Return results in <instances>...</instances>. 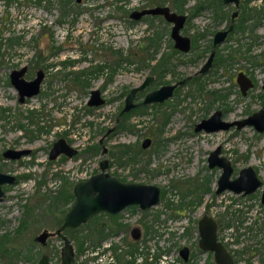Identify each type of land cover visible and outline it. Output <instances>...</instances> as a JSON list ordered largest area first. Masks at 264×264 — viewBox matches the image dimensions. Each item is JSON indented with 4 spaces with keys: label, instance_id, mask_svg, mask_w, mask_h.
Segmentation results:
<instances>
[{
    "label": "rangeland",
    "instance_id": "374dc122",
    "mask_svg": "<svg viewBox=\"0 0 264 264\" xmlns=\"http://www.w3.org/2000/svg\"><path fill=\"white\" fill-rule=\"evenodd\" d=\"M216 1L0 0V170L17 177L3 186L0 264H38L42 253L60 264L61 239L54 235L41 244L34 236L43 228H56L69 206L63 202L65 193L72 192L75 181L99 171L103 159L105 170L123 181L158 185L160 200L148 210L129 208L138 221L122 223L121 216L102 212L75 230L66 229L75 248L79 242L95 246L110 225L124 229L133 252L149 246L156 255L165 252L166 264H178V247L187 243L194 249V259L181 264H213L209 253L198 251L193 226H188L192 234H179L181 226L176 228L188 216L186 224L193 225L207 209L220 219L222 237L229 242L243 234L241 241L231 243L237 264H264V216H252L262 209L259 195L241 198L228 189L215 193L221 168L209 167L207 161L210 150L220 144L233 165L232 177L252 165L264 179V133L253 125L194 131V124L217 108L232 120L264 107V0H242L245 10L252 9L249 18L216 47V61L202 73L198 69L210 53L212 35L228 25L233 9L232 4L218 8ZM156 4L187 14L181 32L191 38L189 51L174 47L172 23L162 15L137 20L129 15L133 9ZM21 66H26L27 79L37 69L44 70L39 92L24 102L9 79L10 71ZM239 70L254 82L246 94L235 79ZM148 75L153 78L137 92V105L127 115L120 114L129 89ZM167 83H176L171 98L142 103L147 91ZM95 87L106 100L90 106L87 100ZM109 127L113 130L100 143ZM147 136L151 142L143 148ZM58 137L77 152L49 159ZM7 147L31 152L7 159L2 155ZM237 202L239 206L233 205ZM243 215L253 219L242 224ZM134 224L142 229L138 242L129 235ZM78 255L75 264H91Z\"/></svg>",
    "mask_w": 264,
    "mask_h": 264
},
{
    "label": "water",
    "instance_id": "95a60500",
    "mask_svg": "<svg viewBox=\"0 0 264 264\" xmlns=\"http://www.w3.org/2000/svg\"><path fill=\"white\" fill-rule=\"evenodd\" d=\"M79 1V0H78ZM232 1V0H225ZM238 4V0H234ZM145 14H162L168 21L173 22L171 28V36L174 39V46L181 51H188L191 45V40L188 35L182 34L180 29L185 21V14L177 13L170 9L167 5H155L146 7L132 12L133 18H140ZM227 34V30H219L215 34L214 45L222 41ZM215 51L213 50L205 62L198 69L199 72H205L211 65ZM26 66L13 68L10 73V81L19 93V100L23 101L25 97H30L40 90L41 80L44 76L42 69H37L36 74L27 79L23 76ZM153 78L148 75L139 84L133 86L125 97V103L121 112L130 110L136 105L134 102L135 94L143 89ZM237 81L243 93L247 88L252 86L251 79L240 71L237 76ZM176 83L162 84L161 86L148 91L143 99V103L161 102L172 94ZM264 88V79H263ZM104 99L101 97L100 89L95 87L90 90V95L87 100L89 105H98ZM241 128L246 125H253L258 131L264 130V108L253 111L249 115L241 118L228 121L222 118V111L216 109L206 118H202L194 125L195 131L204 130L211 132L220 129H227L231 126ZM112 129H108L107 133ZM103 138H100V142ZM151 139L146 137L143 140V146L149 145ZM105 150V149H104ZM28 149L4 151L5 156L18 158L22 154L28 153ZM73 155L76 149L70 146L64 137H59L54 143L49 153V158H55L59 153ZM221 146L218 145L212 149L208 155L209 167L218 166L221 168V173L217 179L216 192L219 193L225 189H229L235 193L248 194L253 192L261 183L262 180L257 175L256 170L252 165H246L239 169L238 173L232 177L234 170L229 158L221 155ZM107 159H103L100 163L101 170L91 174L88 178L77 181L73 186L75 201L66 212L64 221L61 227L55 231L43 229L36 236V240L45 242L46 237L50 234L60 233L64 227H77L86 222L89 217L100 211L109 213H117L127 205H137L141 209H147L156 204L160 200V187L151 183H139L135 181H122L117 176L105 170ZM15 181V176L0 171V200L2 199L3 190L1 184L4 182L12 183ZM261 200L264 203V188L261 194ZM200 237L198 244L204 250H210L214 254L216 264H234V260L225 245L217 238V222L207 214H204L198 221ZM133 237L140 236V228L134 226L131 231ZM63 246L61 247V264H71L74 260V247L68 236L62 235ZM188 247L182 248L181 253L186 258ZM39 264H51L46 253L42 254L39 259Z\"/></svg>",
    "mask_w": 264,
    "mask_h": 264
},
{
    "label": "flooded vegetation",
    "instance_id": "af4514ba",
    "mask_svg": "<svg viewBox=\"0 0 264 264\" xmlns=\"http://www.w3.org/2000/svg\"><path fill=\"white\" fill-rule=\"evenodd\" d=\"M246 2H248V0L246 1ZM209 3L211 4V2L209 1ZM219 3V4H218ZM216 6H218V8L219 7H221V5L220 4H226V5H228V4H232L233 5V9L231 10V12H230V22L228 23V25L226 26V27H222V28H220V29H218V30H216L214 33H213V35H212V40H211V49H210V53H209V55L211 54V52L214 50L215 51V54H214V57H213V60H212V63H211V65H210V67L213 65V63H214V61H216V57H217V52H216V47L218 46V45H220V44H222V43H224V42H226L227 41V39H229V37L231 36V34H232V32H234L235 30H239V29H242L243 27H244V25H243V23H245L246 21H247V19L249 18V16H250V12H251V10L252 9H249V11L248 10H245V6L244 7H242L243 6V4H244V1H240V0H238V4H236L235 3V1L234 0H232V1H225V0H219V1H216L215 3H214ZM213 4V5H214ZM156 5H167V4H156ZM153 6H155V5H153ZM168 6V5H167ZM149 7H151V6H149ZM143 8H146V7H143ZM143 8H140V9H143ZM249 8V7H248ZM140 9H133L132 11H130V13H129V15H130V17L131 18H133L132 16H131V14H132V12L133 11H135V10H140ZM172 10V9H171ZM221 10V9H220ZM173 11H175V10H173ZM262 11H264V9H262ZM176 12V11H175ZM217 12H219V11H217ZM178 13V12H177ZM183 14V13H182ZM185 14V16H186V18H185V21H186V19H187V14L186 13H184ZM145 15H162V14H145ZM142 16H144V15H142ZM141 16V17H142ZM163 16V15H162ZM140 17V18H141ZM164 17V16H163ZM140 18H138V19H140ZM133 19H136V18H133ZM164 19H166L165 17H164ZM137 20V19H136ZM167 20V19H166ZM168 21V20H167ZM185 21H184V24H185ZM169 22H171V21H169ZM172 23V26H173V22H171ZM183 24V25H184ZM172 26H171V28H172ZM183 27V26H182ZM181 27V28H182ZM219 30H227V34H226V36H225V38L222 40V41H220V42H218V43H216L215 45H214V38H215V34H216V32L217 31H219ZM180 31H181V29H180ZM182 33V32H181ZM183 34V33H182ZM170 36H171V31H170ZM171 38H172V36H171ZM173 39V38H172ZM190 40H191V38H190ZM192 43V42H191ZM173 45H174V39H173ZM175 47V46H174ZM190 47H191V45H190ZM176 48V47H175ZM178 49V48H177ZM190 49V48H189ZM178 50H180V49H178ZM181 51V50H180ZM189 51V50H188ZM183 52H187V51H183ZM208 55V56H209ZM208 56H207V58H208ZM206 58V59H207ZM205 59V60H206ZM205 62V61H204ZM203 62V63H204ZM201 67V66H200ZM209 67V68H210ZM208 68V69H209ZM207 69V70H208ZM43 70V69H42ZM206 70V71H207ZM44 71V70H43ZM205 71V72H206ZM240 71H243L244 73H245V71L244 70H239L238 72H237V74H236V82L238 83V86H239V89H240V91H241V93L242 94H246V92L248 91V89L249 88H251L253 85H254V82H253V80H252V78L250 77V75H248V74H246L250 79H251V81H252V86H250V87H248L247 88V90H246V92L245 93H243V91H242V89H241V87H240V84H239V82L237 81V76H238V73L240 72ZM199 72V71H198ZM203 73V72H202ZM10 77V76H9ZM44 77V76H43ZM10 79V78H9ZM43 79V78H42ZM263 79H264V77H263ZM42 81V80H41ZM11 82V81H10ZM12 84V83H11ZM13 85V84H12ZM41 85V84H40ZM14 86V85H13ZM161 86V85H160ZM176 87V86H175ZM174 87V88H175ZM132 88V87H131ZM130 88V89H131ZM157 88V87H156ZM261 88H262V92H261V95L262 94H264V88H263V80H262V84H261ZM130 89H129V91H130ZM154 89V88H153ZM152 90V89H151ZM128 91V92H129ZM150 91V90H149ZM18 92V91H17ZM127 92V93H128ZM148 92V91H147ZM146 92V93H147ZM145 93V94H146ZM175 93V90L173 89V91H172V94L169 96V97H167L166 99H164L163 101H167L169 98H171V96L173 95ZM100 94H101V97L104 99V101L102 102V103H100V104H98V105H90V106H99V105H101V104H103L104 102H105V97L103 96V94H102V91L100 90ZM136 94H137V92H136ZM136 94H135V96H136ZM145 94H144V96H145ZM18 95H19V93H18ZM90 95V94H89ZM127 95V94H126ZM126 97V96H125ZM19 98V97H18ZM26 98V97H25ZM89 98V97H88ZM143 99H144V97H143ZM143 99H142V101H143ZM25 100V99H24ZM24 100L23 101H20V102H24ZM163 101H161V102H163ZM135 102V101H134ZM124 103H125V101H124ZM136 103V105H137V102H135ZM143 103V102H142ZM157 103H159V102H157ZM88 104V103H87ZM143 104H146V103H143ZM89 105V104H88ZM135 105V106H136ZM124 106V105H123ZM134 106V107H135ZM134 107H132L130 110H128V111H125V112H121L120 111V114L121 113H123V115H127V113H130V111L134 108ZM123 108V107H122ZM121 108V109H122ZM262 108H264V107H262ZM217 109H219V108H217ZM216 110V109H215ZM214 110V111H215ZM221 110V109H220ZM222 111V110H221ZM212 114V113H211ZM210 114V115H211ZM209 115V116H210ZM249 115V114H248ZM208 117V116H207ZM204 118H206V117H204ZM222 118H224L223 117V115H222ZM243 118V117H242ZM224 119H226V118H224ZM235 119H241V118H235ZM235 119H232V120H235ZM226 120H228V119H226ZM232 120H228V121H232ZM200 121V120H199ZM195 125V124H194ZM235 126V125H234ZM232 127V126H231ZM230 128V127H229ZM229 128H227V129H229ZM242 128V127H241ZM108 129H112L113 130V127H109V128H107L106 129V131H105V133H103V135L100 137V138H105L110 132H108L107 133V130ZM239 129V128H238ZM220 130H225V129H220ZM195 131V130H194ZM204 131V130H203ZM215 131H219V130H215ZM215 131H211V132H215ZM258 131V130H257ZM264 131V130H263ZM263 131H258V132H262V133H264ZM211 132H209V133H211ZM148 137V136H147ZM59 138V137H58ZM57 138V139H58ZM146 138V137H145ZM144 138V139H145ZM150 138V137H149ZM56 139V140H57ZM143 139V140H144ZM151 139V138H150ZM56 140H54V142L56 141ZM66 140V139H65ZM143 140H142V143H143ZM67 141V140H66ZM53 142V143H54ZM99 142H100V139H99ZM103 142V141H102ZM102 142H100V143H102ZM151 142V141H150ZM53 143H52V145H51V147H50V150H51V148H52V146H53ZM69 143V142H68ZM141 143V145H142V147L143 148H145V147H147V146H143V144ZM70 144V143H69ZM218 145H220V144H218ZM218 145H216V146H218ZM70 146H72L73 148H75L76 149V152H77V148L75 147V146H73L72 144H70ZM215 146V147H216ZM221 146V145H220ZM214 147V148H215ZM213 148V149H214ZM8 149H13V150H21V149H28L29 151H28V153H25V154H22L20 157H18V158H12V157H9V156H5L4 155V151H8ZM104 149H106L105 148V146L103 145V147H102V153H104L106 150H104ZM50 150H49V153H50ZM212 150V149H211ZM210 150V151H211ZM31 152V149L30 148H26V147H21V148H19V147H7L6 149H4L3 151H2V155H3V157H5V158H7V159H13V160H16V159H19V158H21V157H23V156H25V155H27V154H29ZM210 153V152H209ZM60 154H64V155H66L65 153H63V152H61V153H59L55 158H57ZM220 154L221 155H223L221 152H220ZM209 155V154H208ZM66 156H68V157H71V156H73V155H71V156H69V155H66ZM48 157H49V154H48ZM55 158H49V159H55ZM207 158H208V156H207ZM228 158V157H227ZM127 160V159H126ZM208 161V160H207ZM231 161V160H230ZM123 164H125V163H123ZM209 166V165H208ZM214 167V166H213ZM106 168V167H105ZM255 169V168H254ZM100 170H101V166H100ZM99 170V171H100ZM0 171H2V170H0ZM107 171V170H106ZM2 172H5V173H8V174H12V175H14L15 176V181L17 180L16 178V175L15 174H13V173H9V172H6V171H2ZM257 172V171H256ZM95 173V172H94ZM110 173V172H109ZM93 174V173H92ZM112 174V173H111ZM91 175V174H90ZM90 175H88L86 178H88ZM114 175V174H113ZM257 175H258V173H257ZM116 176V175H115ZM259 176V175H258ZM86 178H84V179H86ZM119 178V177H118ZM259 178L262 180V183L253 191V192H251V193H248V194H243V193H237V194H240L239 196L241 197V198H243V197H245V198H247V197H250V196H252L253 194H258L259 195V202H260V207L262 208L261 210H259V211H257L254 215H253V217L255 218L256 216L257 217H263L264 216V203L262 202V200H261V194H262V191H263V188H264V179H262L260 176H259ZM120 179V178H119ZM80 180H83V179H80ZM80 180H78V181H80ZM121 180V179H120ZM14 181V182H15ZM123 181V180H122ZM14 182H12V183H14ZM77 181H75L74 182V184L76 183ZM135 182H137V181H135ZM139 183H145V182H139ZM6 184H11V183H9V182H4V183H2L1 184V187H2V190H3V195H2V199L0 200V202L3 200V198H4V194H5V192H4V189H3V186L4 185H6ZM74 184L72 185V192H68V193H65V197H63V202L65 203V205H66V202H69V206L64 210V211H62L63 212V216H62V218L61 219H58V221H57V224H56V228L54 229V230H50V229H48V228H43V229H47L48 231H55L57 228H59V227H61V225H62V223H63V221H64V217H65V214H66V212L70 209V207L72 206V204L74 203V201H75V195H74V193H73V186H74ZM152 184V183H151ZM156 185V184H155ZM216 188H217V185H216V187H215V189H214V192L215 193H217L216 192ZM226 190V189H225ZM229 190V189H228ZM224 191V190H223ZM229 191H231V190H229ZM222 192V191H221ZM221 192H219V193H221ZM68 194H70V195H68ZM218 194V193H217ZM160 195H161V189H160ZM71 199V200H70ZM199 200H200V198H199ZM156 204H158V203H156ZM156 204H154V205H156ZM154 205H152V206H154ZM233 205H237V206H239V203L237 202V203H235V204H233ZM206 206H207V203H206ZM131 207H136V208H138L140 211L141 210H148L149 208H147V209H141V208H139L137 205H135V204H133V205H127L126 207H124L122 210H120L119 212H117V213H109V212H107V211H100V212H98V213H95L94 215H92L91 217H94L95 215H97V214H99V213H102V212H104V213H106V214H108V215H111V216H116V217H119V216H121V217H119V219L120 220H122V221H120V222H122V223H125V222H127L128 220H135V221H138V220H140V217L138 218L137 217V214L134 216V214L135 213H131V212H128V210H129V208H131ZM209 207H210V205H209ZM137 209V210H138ZM244 212H247V211H244ZM122 214V215H121ZM204 214H207V215H209V216H211V217H213L214 219H215V221L217 222V230H216V232H217V238L225 245V247L228 249V251L230 252V254L232 255V257H233V260H234V264H237V262H238V259H237V257H236V255L234 254V250H233V248H232V245H231V243L232 244H236V243H238L239 241H241V236L243 235L242 233L240 234V236L237 238L236 237V240H234V237H233V240L231 241V242H229L228 240V238L227 237H222V234H221V229H220V227H221V225H222V223H221V221H220V219H218V217H216L215 216V212H210L209 210H207V209H204V211H203V213L201 214V215H199L198 217H197V219H196V222L193 224V225H190V224H186V223H188L189 222V216H188V221L186 222V223H184L183 225H179L178 223H177V225H176V228H180V226H181V231L179 232V234L180 233H189V234H192V231L190 232V230H189V228H188V226H193V228H194V232L196 233V247H197V249H199L198 251H200L201 253L202 252H206V253H209L210 254V260L213 262V264H216V262H215V259H214V254H213V252L212 251H210V250H204L203 248H201L200 246H199V244H198V240H199V237H200V232H199V227H198V221H199V219L204 215ZM179 215L180 216H184L185 214L183 213V212H179ZM132 216H134V218L135 219H132ZM91 217H89L88 218V220L91 218ZM245 217H248V216H246V215H243V217H242V219H243V221H242V224H244L245 222H246V220H247V218H245ZM253 217H252V219H253ZM180 219V218H179ZM258 219V218H257ZM87 220V221H88ZM86 221V222H87ZM134 221V222H135ZM175 221H177V220H175ZM181 221V220H180ZM180 221H178V222H180ZM86 222H84V223H86ZM131 222H133V221H131ZM84 223H82V224H84ZM82 224H80L79 226H77V227H64L62 230H61V232L60 233H54V234H50V235H48L47 237H46V240H45V242H41V241H39V240H36V236L40 233V232H42V231H40L38 234H36L35 236H34V239L36 240V241H38V242H40L41 244H46L47 243V239L48 238H50V237H52V236H54V235H57L60 239H61V241H62V244H61V247L63 246V238H62V235H66V236H68L69 237V239L71 240V242H72V244H73V247H74V260L72 261V263L71 264H75V262H76V260H77V256H79L78 255V253L79 254H82V255H80L82 258H83V263H85V262H90L91 264H166V262H169V261H165L164 262V258H166V255H164L165 254V252L163 251V250H161V252H159V253H157V255L155 254V251L153 252L151 249H150V247L148 246L147 247V249L148 250H146V251H143V250H141L142 249V247L140 246V250H138V249H136L134 252L132 251V247H129V244L130 243H128L127 241H126V239H125V233H124V229H114L113 227H111L110 225H108V226H106L107 228H108V234L106 235V236H104L103 238H101L100 240H98V242H96L95 244V246H93V245H91V246H88V247H84V245L82 244V245H80L81 243L79 242V246L78 247H76L75 248V246H74V243H73V239H72V236H71V234H69V233H66L65 232V230L67 229V230H69V229H72V230H75V229H77V228H79ZM186 224V225H185ZM134 226H138L139 228H140V236L138 237V238H135V237H133V235H132V233H131V231H132V228L134 227ZM251 226V225H250ZM171 227V226H170ZM167 228H169V226H167ZM129 235H130V237L132 238V241L134 242H138V241H140V239H141V235H142V229H141V226L140 225H138V224H134V225H132L131 227H130V230H129ZM130 238V239H131ZM185 246H187L188 247V252H187V257L185 258L183 255H182V253H181V250H182V248L183 247H185ZM61 247H60V264H61ZM236 247V246H235ZM234 247V248H235ZM91 253V254H88L86 257H84V255L86 254V253ZM194 249H193V247L191 246V245H189V244H187V243H182L181 245H179V247H178V250H177V262H178V264H181L180 262L182 261V262H185V263H190L191 262V260H193L194 258ZM42 254H44V253H42ZM41 254V255H42ZM47 254V253H46ZM195 254H198V253H195ZM41 255H40V257H41ZM48 255V254H47ZM99 256H106V259H107V263L106 262H99V261H97V259L99 258ZM40 257H39V259H40ZM39 259H38V264H39ZM48 260H49V262L51 263V264H53L52 262H51V259H50V256L48 255ZM191 264H193V263H191Z\"/></svg>",
    "mask_w": 264,
    "mask_h": 264
},
{
    "label": "built area",
    "instance_id": "2783aa9c",
    "mask_svg": "<svg viewBox=\"0 0 264 264\" xmlns=\"http://www.w3.org/2000/svg\"><path fill=\"white\" fill-rule=\"evenodd\" d=\"M254 215V214H253ZM252 215V216H253ZM250 220H252V217H250V215L248 216V219L246 220V222H250ZM88 254H91L90 252L89 253H86L84 255V257H86ZM97 261L99 262H106L107 263V259H106V256H99V258L97 259Z\"/></svg>",
    "mask_w": 264,
    "mask_h": 264
},
{
    "label": "trees",
    "instance_id": "16d2710c",
    "mask_svg": "<svg viewBox=\"0 0 264 264\" xmlns=\"http://www.w3.org/2000/svg\"><path fill=\"white\" fill-rule=\"evenodd\" d=\"M78 1V0H77ZM68 195H70V194H68Z\"/></svg>",
    "mask_w": 264,
    "mask_h": 264
}]
</instances>
